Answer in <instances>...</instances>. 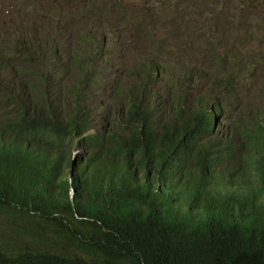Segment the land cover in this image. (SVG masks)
Wrapping results in <instances>:
<instances>
[{"label":"trees","instance_id":"obj_1","mask_svg":"<svg viewBox=\"0 0 264 264\" xmlns=\"http://www.w3.org/2000/svg\"><path fill=\"white\" fill-rule=\"evenodd\" d=\"M61 23L53 47L22 25L1 38L14 51L0 50V264H264V93L244 95L249 58L208 50L215 95L184 93L192 66L158 101L147 63L105 101L107 48L91 32L66 54Z\"/></svg>","mask_w":264,"mask_h":264},{"label":"rangeland","instance_id":"obj_2","mask_svg":"<svg viewBox=\"0 0 264 264\" xmlns=\"http://www.w3.org/2000/svg\"><path fill=\"white\" fill-rule=\"evenodd\" d=\"M54 22H62L61 28L66 30L57 44L69 55L67 38L77 42L79 36L98 33L110 65L103 76L109 91L103 97L105 101L110 91L138 83L137 68L147 63L158 68L152 84L158 101L167 99L171 103L179 92L178 76L174 74L182 72L186 76L192 66H197L196 73L205 79L194 75L192 83L183 84L184 93L187 87H193L198 95H215L213 83L206 80L215 77L214 67L201 65L208 62L212 49L219 62L226 58V52L248 57L252 64L243 70L244 85L249 90L244 95L247 98L257 91L254 99H258L264 93V0H0V50L13 55L14 50L1 38L19 34L18 28L23 27H32L40 38L55 46L58 36ZM69 73L59 78L68 82ZM11 80H17L16 74ZM111 97L115 103H122L123 95ZM105 104L101 116L107 127L106 121L118 117L127 107L123 103L121 108Z\"/></svg>","mask_w":264,"mask_h":264},{"label":"clouds","instance_id":"obj_3","mask_svg":"<svg viewBox=\"0 0 264 264\" xmlns=\"http://www.w3.org/2000/svg\"><path fill=\"white\" fill-rule=\"evenodd\" d=\"M157 75V74H156Z\"/></svg>","mask_w":264,"mask_h":264}]
</instances>
